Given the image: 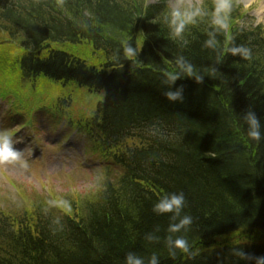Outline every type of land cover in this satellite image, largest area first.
Returning <instances> with one entry per match:
<instances>
[{"label": "trees", "instance_id": "obj_1", "mask_svg": "<svg viewBox=\"0 0 264 264\" xmlns=\"http://www.w3.org/2000/svg\"><path fill=\"white\" fill-rule=\"evenodd\" d=\"M217 2L204 0L178 35L164 0H0V44L21 55L20 71L0 59L8 122H34L21 110L34 93L26 79L104 92L94 116L71 124L116 167L86 198L0 202V264L264 259V26H242L247 13L232 0L222 28L214 23ZM241 47L250 58L232 53ZM181 89L182 99L168 98ZM249 113L259 140L248 135ZM181 194L179 212L156 209L163 196ZM185 217L191 223L172 231ZM178 238L187 252L175 246Z\"/></svg>", "mask_w": 264, "mask_h": 264}, {"label": "rangeland", "instance_id": "obj_2", "mask_svg": "<svg viewBox=\"0 0 264 264\" xmlns=\"http://www.w3.org/2000/svg\"><path fill=\"white\" fill-rule=\"evenodd\" d=\"M160 1L149 0L151 4ZM164 1L183 14L199 10L204 0ZM237 1L247 11V17L240 21L242 26L264 25V0ZM20 56L8 51L6 43L0 44V59L15 64L19 71ZM25 86L34 91L32 99L21 100V110L33 118L31 127H25L24 119L15 117L3 130L11 108L10 103L0 100V131L10 132L14 147L23 153L18 161L0 164V202L3 206L19 207L24 199L33 201L54 195L60 202L70 195H92L108 171L114 173L116 167L93 151L92 142L74 124L80 118L94 116L105 93H92L85 86L63 84L47 77H39L35 82L26 79ZM43 97L45 101L40 104ZM57 101L59 106H55ZM40 105L46 106V115L40 114Z\"/></svg>", "mask_w": 264, "mask_h": 264}, {"label": "clouds", "instance_id": "obj_3", "mask_svg": "<svg viewBox=\"0 0 264 264\" xmlns=\"http://www.w3.org/2000/svg\"><path fill=\"white\" fill-rule=\"evenodd\" d=\"M233 8L232 0H218L214 7V23L220 25L222 28L228 27V20ZM198 13H181L179 10H173L171 15L174 18L173 23L176 24L175 32L176 34H181L188 23L192 19V16ZM136 49H133L130 46L125 47V54L128 57H134L136 55ZM233 54L240 53L245 58H250V50L247 48H233ZM184 71L188 76L193 75V69L191 65L185 67ZM179 77L178 75H170L169 79L171 82H175ZM197 81L201 79V77H196ZM182 89L175 93L169 92L167 96L170 100L175 101L177 99H182ZM248 122L251 126V130L249 131L248 135L255 139H260V132H259V122L254 114L249 113ZM23 155L21 150H18L14 147L12 135L8 131H0V164H8L10 162L18 161L21 159ZM185 203V199L183 194L176 196H163L160 199V202L156 205V209L160 212H179L180 209L183 207ZM191 223L190 217H185L180 225H175L172 228V231H178L180 227L184 225H189ZM175 246L181 249L184 252L188 251V242L184 238H178L175 240ZM130 259V264H142L139 259L132 261ZM152 264H156L155 258H153ZM259 264H264V259H262Z\"/></svg>", "mask_w": 264, "mask_h": 264}]
</instances>
